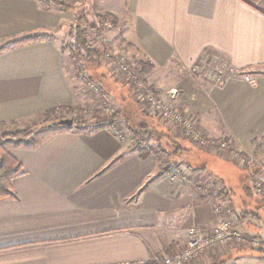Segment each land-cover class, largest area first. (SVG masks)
I'll return each mask as SVG.
<instances>
[{
	"label": "crops",
	"instance_id": "obj_1",
	"mask_svg": "<svg viewBox=\"0 0 264 264\" xmlns=\"http://www.w3.org/2000/svg\"><path fill=\"white\" fill-rule=\"evenodd\" d=\"M115 4L130 20L148 73L173 70L185 83L195 65L212 55L236 70L222 84L201 86L198 98L183 101L174 87L176 98L167 100L188 113L205 138H230L243 151L254 149L264 137V0ZM69 17L40 0H0V42L51 35L0 52V135L39 126L5 141L22 171L12 180V194L0 199V264H156L159 255L186 245L192 225L213 228L220 208L242 230L264 236V227L251 220L259 214L264 222L257 196V203H228L213 196L211 179L195 182L174 169L162 174L158 154L135 146L126 130L116 134L113 125L50 126L67 118L63 110L79 103L83 90L80 63L56 34ZM202 153L211 159L194 165L200 170H213V157L234 166L229 154ZM247 206L257 207L249 218L240 214ZM227 246L187 264H215L232 252L237 254L229 264H264L259 250Z\"/></svg>",
	"mask_w": 264,
	"mask_h": 264
},
{
	"label": "rangeland",
	"instance_id": "obj_2",
	"mask_svg": "<svg viewBox=\"0 0 264 264\" xmlns=\"http://www.w3.org/2000/svg\"><path fill=\"white\" fill-rule=\"evenodd\" d=\"M40 1L43 2L46 7L52 6L53 8L54 6L62 10L64 9L70 16L66 24L63 25L56 34L63 42V48L67 49L69 55L75 59L76 63H80L78 65L80 73L78 72L77 77L78 85H83L80 102L70 107V110L61 108L64 109L63 112L66 114V117L74 121V125L84 130L96 129L97 126L92 125L94 124L92 119H94L95 116H102L112 112L119 113L120 118L114 120L111 125H120V128L122 127L121 131H128L129 136L133 140V144L138 148L156 152L161 159V170L164 169L167 172H171V170L174 169L176 173L188 175V179L195 182L200 181L201 178L211 179L213 185L216 186L215 189L212 190L214 192L213 196H222L228 199V203L233 201L243 205V202L248 203L247 201L256 202L257 189L255 188L259 186L260 182L264 183V137L263 139L255 140L254 149L251 151H243L240 146L237 145L236 141L230 140V138L209 139L212 144L201 145L204 138L201 139L200 137L197 138L196 141H194L195 139L192 141L193 138L182 128V125L179 126L176 123H170L164 120L159 117V114L156 112L154 113L151 107H148L146 104L144 105V103H142L143 95L145 94L142 89L144 88L131 80L130 71L132 73H137L148 87L154 90L158 96L162 98L165 97L166 99H163L167 102V99L170 100L171 97L176 98L173 96L174 93L171 92V90H173L174 87H178L179 93H176V95H180V97H182L181 99L185 101L190 97L192 98L193 95L198 98L197 96L203 88L201 86L207 84H222L229 76L236 74L225 59L217 55L204 57V60L198 64L200 68L191 71L190 75H186L185 83L182 77L180 78L178 77L179 75L172 72L173 70H170L169 75H163L161 71L157 69L151 70V72L148 73V69H142L143 66L141 63L147 60L131 38V26H128L130 23L129 18L114 8L117 0ZM94 26L95 29L91 30V27ZM85 28H88V31H90L88 34L90 45L97 50L99 49L101 56L98 58L93 57L91 60H86V58H84V62L67 48V44L74 45L76 34L83 31ZM123 64L128 66L127 71L121 68ZM93 87L102 88L98 92ZM103 94L107 96V98ZM185 104L186 103H183L182 105ZM56 111L57 109L54 110V115L57 114ZM184 113L188 118L189 114L186 112ZM127 123H130L134 128L144 124L150 125L149 127H151V130L154 129L156 125L159 128L156 129L158 131L154 130V135L150 134L148 137L142 139L135 131H131ZM38 128L39 126H34L28 129H33L34 132ZM16 132H18V129L14 128L5 133ZM159 133H163V136L158 137ZM164 133H169L171 135L166 136ZM6 138L12 137L4 138L0 135V139H3L5 149L7 148L5 145V141H7ZM223 142L226 146H223ZM195 148H201L202 151L199 153ZM204 148L207 149L209 153L211 152L215 156L218 155L223 159H227L229 154L230 158H228L234 163V166L231 167L229 166L231 163L222 162L216 160V157H213L211 163V165H213V170H200L198 166L194 165L202 164L205 158H207V162L211 159L210 156V158H208L207 155L205 156L202 153L205 150ZM249 160L251 163H249ZM181 167H183L186 172H182L183 170L180 169ZM210 190L208 191L210 192ZM229 200L231 202H229ZM260 206L262 208L261 202ZM254 208H250L249 206H247L246 209L241 208L240 214L243 216L245 213L246 216L244 215V217L249 218L248 215L252 213ZM255 209H257V207ZM258 215L259 214H253V217H255H252L251 220H254L255 223L264 227V222H262ZM228 219L232 222V219ZM232 224L236 227L239 225L236 221H233ZM216 225L213 227H216ZM203 228L209 231L213 229L212 227ZM246 228L248 231L242 230L245 237L250 238L253 245L254 241L257 242V245H263L261 239H259L263 235L255 233V230L252 228ZM251 243L249 240L246 244L231 241L227 247L231 249L235 245H246V247L254 250L260 247H254ZM219 248L220 247L207 250L201 255L207 257V253H210L211 250L214 252ZM182 249L183 248H180L179 251ZM214 253L218 254L217 251ZM232 253L234 255L227 256L225 259H234L237 253ZM230 260H228L227 264L230 263Z\"/></svg>",
	"mask_w": 264,
	"mask_h": 264
},
{
	"label": "built area",
	"instance_id": "obj_3",
	"mask_svg": "<svg viewBox=\"0 0 264 264\" xmlns=\"http://www.w3.org/2000/svg\"><path fill=\"white\" fill-rule=\"evenodd\" d=\"M124 70H128L127 65H122L121 67ZM200 68V65H195L193 70H197ZM232 68V67H231ZM234 72L236 71L234 68L232 69ZM131 74V80L135 81L140 85V87H143L145 93L143 96L142 103L144 105H148V107H151L154 112L159 114V117L163 118L166 121H169L170 123H176L177 125H182L183 129H185L188 133V135L193 138L192 141H196L197 138L201 139H207L202 140L201 145H210L211 140L208 138H205L201 131L196 128V126L193 124L192 121H190L189 118L185 116V113L180 111L179 109L175 108L172 104H169L166 100H164L162 97L158 96V94L152 90L150 87L147 86L145 81L139 77L137 73ZM246 80H251L250 76H245ZM98 92L102 87H93ZM104 95V94H103ZM105 96V95H104ZM107 98V96H105ZM114 132L116 134L121 135L125 134V131H121L122 127L120 128V125H114L113 126ZM212 144V143H211ZM223 146H226L224 142L222 143ZM249 163L251 161L249 160ZM257 189V196L260 199L259 201L262 203V208H264V183L260 182L259 186H256ZM218 216L219 221L216 227H213L212 231H209L207 229H204L200 225H192L190 228H188L189 238L188 241H186V245L183 247L181 251H175L169 254L159 255L157 257L156 264H186L191 262L196 257L200 256L202 253H205L207 250L218 248V247H225L231 243V241H236L238 243L246 244L248 240L251 243V239L248 237H245L242 232V229L240 227L234 226L227 218L226 211L224 212V209H218ZM252 246L258 247L260 245H257V242L254 241V245L251 243Z\"/></svg>",
	"mask_w": 264,
	"mask_h": 264
},
{
	"label": "trees",
	"instance_id": "obj_4",
	"mask_svg": "<svg viewBox=\"0 0 264 264\" xmlns=\"http://www.w3.org/2000/svg\"><path fill=\"white\" fill-rule=\"evenodd\" d=\"M91 30L95 29L94 27H91ZM88 28L83 29V31L79 32L78 34H76V41L75 44H67V48L75 53V55L78 56V58H80L81 60H84V58H86V60H91L93 57H99L101 56V52L99 51V49L97 50L95 47H92L90 45V42L88 40V34L90 31H88ZM42 38H47V37H51V35H47V34H37V35H27L12 41H2L0 43V52L3 51L4 49H6L7 47H12V46H17L18 44H24V43H28L34 40H38ZM144 64V66L146 67V65H148V63H142ZM151 64V63H150ZM144 67H142L143 69ZM146 70V68H145ZM117 118H120V114L116 113V112H112L109 114H104L102 116H95L93 120L92 125L97 126V128H101L107 124L111 125L113 123L114 120H116ZM127 125L131 128V131H135L137 133V135L139 137H141L142 139L144 137H148L150 134L154 135V130H156L157 128H159L157 125L154 126L155 128L151 130V127H149L150 125H141L137 128H134L130 125V123H127ZM150 128V131H149ZM95 129V128H94ZM89 130H93V129H89ZM33 133V129H26V130H22V131H18L16 133H5L3 135V137H18V136H28L31 135ZM166 136H170L171 134L169 133H164ZM163 136V133H159V136ZM152 152V151H151ZM22 171V165L19 163V161H17V159L9 152V150L5 149V146L3 145V139H0V199L1 198H5L8 197L12 194V180L18 175V173H20ZM162 174L166 173V170H161ZM208 197L209 196L208 194ZM261 243L263 245H260V247L256 250H259L261 252L264 253V236H262L261 238ZM228 260L230 259H223L220 262H217L215 264H227Z\"/></svg>",
	"mask_w": 264,
	"mask_h": 264
},
{
	"label": "water",
	"instance_id": "obj_5",
	"mask_svg": "<svg viewBox=\"0 0 264 264\" xmlns=\"http://www.w3.org/2000/svg\"><path fill=\"white\" fill-rule=\"evenodd\" d=\"M58 124L71 126L74 124V121H72V119H70V118H63V119H60V120H57V121L50 123V126H54V125H58Z\"/></svg>",
	"mask_w": 264,
	"mask_h": 264
}]
</instances>
